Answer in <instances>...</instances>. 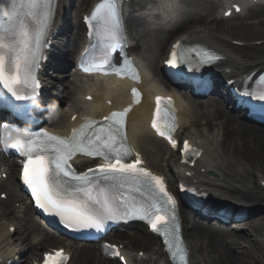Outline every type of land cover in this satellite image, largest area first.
I'll return each mask as SVG.
<instances>
[{"label": "bare ground", "instance_id": "1", "mask_svg": "<svg viewBox=\"0 0 264 264\" xmlns=\"http://www.w3.org/2000/svg\"><path fill=\"white\" fill-rule=\"evenodd\" d=\"M93 1L96 0L79 2V9L75 14L76 36L71 42L73 55L84 43V27L80 19ZM131 2L133 6L143 5L137 0ZM178 3V9L175 3H172L160 11V14L165 15H174L179 11L183 19L179 22L177 29L165 31L160 26L150 28L142 17L133 16L128 21L133 45L132 52L137 56L136 52L141 50L140 55L143 60L138 56L137 58L144 71L142 89L145 91L143 103L135 108L129 117L130 139L136 149L144 155L147 166L157 173L162 171L159 158L173 152L162 140L157 139L149 128L153 110L152 99L160 92L159 88L151 89L150 86H158L161 60L173 37L176 36L177 39L185 42L204 44L224 56L225 61L221 66L230 71L229 73L221 71L219 74L221 79L235 80L250 70L264 66V44L259 46L252 43L264 40V3L252 7L243 16H237L235 20L234 18L228 20L227 26L221 24L225 19L224 16L219 18L216 14L217 8L223 9L222 14L228 10L225 8L227 0H181ZM182 5H186L187 9L182 10ZM73 6L72 0H61L57 15L67 19L68 10L73 11ZM147 14L153 15L151 11ZM159 16L156 15V18L159 19ZM208 17H212L213 21L209 22ZM61 26L59 20L57 27ZM182 28L187 31L179 35L178 30ZM188 29L191 30L188 31ZM236 41L243 42L244 47L234 45L233 42ZM60 45L64 46L63 43L58 44ZM78 77V74L72 75L70 84L75 83V85L71 92H62L56 83L48 82L53 88L49 92L53 96L57 95L61 101H66V112L55 120L53 125L65 127L68 133L81 123L82 117L86 114V116L91 113L104 117L111 110L124 107L131 102L128 90L132 84L105 83L93 77H82L77 84ZM61 85L63 86L64 83ZM89 95L93 96L92 102L86 101ZM109 103L112 106H109ZM179 106L181 124L179 134L181 137L192 139L203 152L196 166L183 172L186 182L210 196L219 193L238 202H249L254 206L264 204V132L249 130L241 121L230 119L228 111L216 101L201 105L179 98ZM74 116L77 118L75 122H72ZM203 119L206 123L200 131L197 127ZM214 122H217L218 129L214 128ZM244 133H248L251 139L248 144L242 146L244 143L241 140ZM0 163L11 175L9 181L0 185V194L7 193L9 205H13L12 208L3 207L4 204L0 199V264H5L4 261L15 258L19 253L26 254L24 263L29 264L32 259L38 257L40 249L61 244V241L50 236L48 232L44 233L45 231L39 227L35 219L31 218V210L25 205L22 196L16 192L17 185L13 178L14 163L3 160L1 156ZM174 168L182 170L180 165H174ZM210 170L220 172L224 179L209 178L207 173ZM188 172L191 173L190 177L186 176ZM222 186L228 188V191L221 189ZM10 214L22 219L21 222L18 221L17 243L12 242L10 227L14 225L12 223L14 219H11ZM186 222L190 230L189 235L194 242L193 250L205 264H250L249 259H255V264H264V255L261 254L264 218L250 225L249 235L254 237L236 232L226 234L214 229H204L188 219ZM111 240L113 243L119 242L123 245V251L127 254L130 264H143L145 261L147 262L145 264L152 262L157 264L156 258H162V264H169L158 240L149 237L141 226L131 228L127 235L115 234ZM18 245L21 246L22 252H18ZM67 246L71 249L74 247L71 244ZM79 247L81 248H77L76 244L74 252L76 261L81 259L83 264H114L102 257L99 249L93 245L81 244ZM242 247H248L245 258H238L233 250L236 251ZM140 251L144 252V260L139 257ZM191 257L193 264H201L194 253Z\"/></svg>", "mask_w": 264, "mask_h": 264}, {"label": "snow or ice", "instance_id": "2", "mask_svg": "<svg viewBox=\"0 0 264 264\" xmlns=\"http://www.w3.org/2000/svg\"><path fill=\"white\" fill-rule=\"evenodd\" d=\"M239 10V9H237ZM56 0H0V85L19 104L11 103L7 95H0V106L9 107L16 115L24 118L25 102L32 101L39 88L35 70L43 57L49 34L54 27ZM120 0H101L91 14V21L102 30L107 49L105 57L86 72L106 70L108 55L120 46L122 37ZM182 46L174 45L168 63L173 68L190 64ZM214 57L204 53L201 63H209ZM125 63H130L125 57ZM115 71V70H114ZM123 75V69L116 71ZM181 76L183 72L178 71ZM133 79H136L134 76ZM259 80L264 85V76ZM203 87L202 81H195ZM31 86V94L25 91ZM137 95L133 89V97ZM243 97L264 102V86L258 90L244 89ZM136 103L139 101L136 100ZM156 114L160 116L161 99L157 97ZM249 104L250 110L264 116V104ZM130 109L112 112L104 117V124L85 120L79 129H74L68 138L50 135L47 132L32 133L15 125L0 122V129L6 136L17 133L9 148L24 157L22 181L31 190L36 206L43 212L57 217L59 222L73 231L95 229L103 231L107 222L140 219L147 222L154 233L163 237L164 244L174 264H188V253L179 235L176 216V201L166 190L161 177L141 167L142 161L133 155L125 136V117ZM75 119V117H73ZM163 127L154 119L152 127L166 138L172 147L174 120L169 123L161 118ZM185 155H199L193 152L187 142L183 145ZM77 154L99 158L103 163L86 172L77 173L69 163ZM119 255V252L115 253ZM65 259L62 252L49 261Z\"/></svg>", "mask_w": 264, "mask_h": 264}, {"label": "rangeland", "instance_id": "3", "mask_svg": "<svg viewBox=\"0 0 264 264\" xmlns=\"http://www.w3.org/2000/svg\"><path fill=\"white\" fill-rule=\"evenodd\" d=\"M75 1V0H74ZM73 1V2H74ZM131 10H133V9H131ZM141 11L142 10H140V11H138L137 12V14H140L141 13ZM74 20V19H73ZM149 20V19H148ZM148 20H145L146 21V24H150L151 25V21L149 22ZM70 25H71V22H70ZM153 25H155V24H153ZM222 26H227V22H225V23H222ZM62 39H64V37H62ZM67 39V38H66ZM69 48V47H68ZM70 51V50H69ZM68 51V52H69ZM66 53H67V50H66ZM70 53V52H69ZM69 55V54H68ZM69 56H71V55H69ZM65 72H67V71H64V72H62V73H59V72H54V71H52V72H50V75H47L48 76V81H50V82H54V83H56L57 85H58V88H60V90L62 91V92H68V91H70V89H71V85L69 86L67 83L69 82V80H70V75L68 74V73H65ZM61 81H63V82H61ZM65 82V84L62 86L61 85V83H64ZM53 90V89H52ZM57 97V96H56ZM61 104H64V102L63 103H61ZM223 104V103H222ZM224 105V104H223ZM230 118H232V119H235V117H231V115H230ZM205 125V121L203 120L202 121V123H201V125H199V129H201L203 126ZM213 126H216V123L214 122L213 123ZM244 127H246L247 129H249V130H254V131H257V132H264V128H259V127H256V126H252V125H244ZM243 135V138H242V140H241V142H243L244 144L242 145V146H245L246 145V143L248 144L249 142V140L251 139V137H250V135L248 134V133H244V134H242ZM162 146V145H161ZM260 154H262V153H260ZM263 155V154H262ZM165 157V156H164ZM165 159H166V157H165ZM165 161L164 160H162V162H161V164H163ZM218 173V172H217ZM219 175H220V179H222L221 178V174L220 173H218ZM260 214V216H257V217H259V219H263L264 218V211H260V212H258L256 215H259ZM253 216V215H252ZM252 216L250 217V218H252ZM255 221H257V220H255ZM254 223V221L251 223V224H253ZM248 226H244V227H242V228H238L237 230H239L242 234H244V235H249V231L246 229V230H244L245 228H247ZM235 228V227H234ZM188 231H189V234H190V230L189 229H187L186 228V237H187V239H188V241H189V243L191 244V246L192 247H194V242H193V240L191 239V236L190 235H188ZM246 233V234H245ZM259 240V239H258ZM260 247V246H259ZM261 249V248H260ZM19 250H21V248H19ZM255 250V249H254ZM246 253L245 252V250L244 249H238V250H236V252L235 251H233V253L238 257V258H243V257H245L242 253ZM261 254H262V256L264 255V238H263V240H262V249H261ZM196 255L200 258V260L202 261V258L196 253ZM23 259V261L21 262V263H18V264H25L24 263V260L26 259L25 258V256L24 255H22V256H20V258H19V261L20 260H22ZM158 263H161V262H158ZM250 264H252V263H254V260L252 259V260H250V262H249ZM32 264V263H31ZM76 264H83V260H81V259H78L77 260V262H76ZM202 264H205L203 261H202Z\"/></svg>", "mask_w": 264, "mask_h": 264}]
</instances>
